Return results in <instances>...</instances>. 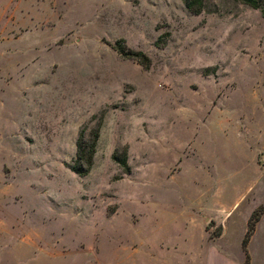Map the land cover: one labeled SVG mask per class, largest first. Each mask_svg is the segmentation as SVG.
Masks as SVG:
<instances>
[{"label":"rangeland","instance_id":"obj_1","mask_svg":"<svg viewBox=\"0 0 264 264\" xmlns=\"http://www.w3.org/2000/svg\"><path fill=\"white\" fill-rule=\"evenodd\" d=\"M261 210L264 7L0 0V241L32 243L17 262L1 244L0 264H126L143 219L181 264L210 243L238 257ZM249 244L261 262L264 213Z\"/></svg>","mask_w":264,"mask_h":264},{"label":"crops","instance_id":"obj_2","mask_svg":"<svg viewBox=\"0 0 264 264\" xmlns=\"http://www.w3.org/2000/svg\"><path fill=\"white\" fill-rule=\"evenodd\" d=\"M142 229V236H140L137 240H133L131 244H126L125 256H126V264H181L182 258L180 252L177 253L178 246L176 242L169 245L158 240L150 239V237H144L146 234V230L148 229V225L145 219L142 220V225L139 227V232ZM244 240V239H243ZM242 240V244H243ZM4 249H13L12 252L14 256L13 262L20 261V257L17 255L19 250L23 244H32L28 242L22 243H9V242H1L0 248ZM241 244L240 250L242 249V254H238L236 257L234 255V250L229 244H222V247L219 248L218 244L210 243L206 246V249L200 254L202 259V264H244L246 260V254L243 249V245ZM263 249H264V244ZM182 250V248H180ZM168 251V253H166ZM173 251V252H171ZM256 250L254 244H248V253L251 258L250 264H264V258L261 262H258L256 259ZM264 252V251H263ZM185 260H192L191 257H186Z\"/></svg>","mask_w":264,"mask_h":264},{"label":"trees","instance_id":"obj_3","mask_svg":"<svg viewBox=\"0 0 264 264\" xmlns=\"http://www.w3.org/2000/svg\"><path fill=\"white\" fill-rule=\"evenodd\" d=\"M186 8L194 15H199L205 10V0H183ZM242 2L253 9H262L264 4H261L260 0H242ZM119 52L126 58H134L139 60L142 64L147 62V58L143 53H137L133 51H126L123 46H119ZM101 126L94 130L93 135L90 141H87L86 144L83 142L82 136L78 141L77 145V161L72 167V171L81 175L86 176L92 169L94 164V158L96 155L97 143L100 138ZM114 159L117 160V156H114ZM123 167L129 171L126 160L120 162ZM264 212L256 211L252 218L249 221L248 229L243 240V249L246 254V260L244 264H250L251 258L248 253V244L251 241V238L256 230L257 223L260 221V217Z\"/></svg>","mask_w":264,"mask_h":264}]
</instances>
